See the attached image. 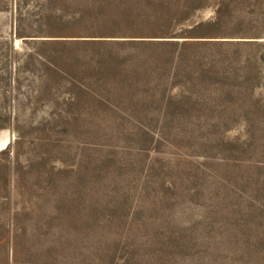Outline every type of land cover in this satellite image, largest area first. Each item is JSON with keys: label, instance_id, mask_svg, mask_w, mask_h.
Returning a JSON list of instances; mask_svg holds the SVG:
<instances>
[{"label": "rangeland", "instance_id": "obj_1", "mask_svg": "<svg viewBox=\"0 0 264 264\" xmlns=\"http://www.w3.org/2000/svg\"><path fill=\"white\" fill-rule=\"evenodd\" d=\"M182 1L0 0V264H264V0Z\"/></svg>", "mask_w": 264, "mask_h": 264}, {"label": "trees", "instance_id": "obj_2", "mask_svg": "<svg viewBox=\"0 0 264 264\" xmlns=\"http://www.w3.org/2000/svg\"><path fill=\"white\" fill-rule=\"evenodd\" d=\"M198 4L195 6H191L189 0H183L180 3V7L184 9V13L189 14L191 11H196L202 7L204 0H197ZM105 9V7H103ZM186 14V16H187ZM184 16V17H186ZM181 19V18H180ZM174 22L168 21V26L163 30L165 33L163 35H171L172 29L169 28L171 23H177L179 20H174ZM116 23L119 20L115 21ZM218 23V21H217ZM170 29V30H169ZM97 36H89V37H97V38H117L111 36L113 34H107V32H99L96 34ZM120 38H136V37H120ZM144 38V37H138ZM160 38V37H159ZM161 38H177V37H161ZM77 42H81L79 44L88 45L92 47L97 46V54H96V63L97 68L96 72L105 73L108 78V94L109 98H103L96 93L91 92V97L97 104L108 107H115V102H119V105L130 104L133 97H139L140 95V75L147 71V67L145 65L150 66L149 61L140 59L135 55L130 54H115L113 48L123 47V46H149V45H172L173 42L177 41H156L159 43H153V41H138V40H107V39H91V40H80ZM150 42V43H148ZM187 42V41H185ZM189 42V41H188ZM199 42V41H197ZM78 44V43H75ZM106 48L107 50L104 52L102 49ZM110 48V49H109ZM138 55V54H137ZM144 70H143V69ZM98 86V85H97ZM137 99V98H136ZM138 102V101H137ZM136 102V103H137Z\"/></svg>", "mask_w": 264, "mask_h": 264}]
</instances>
